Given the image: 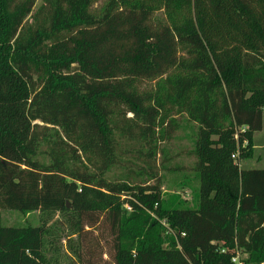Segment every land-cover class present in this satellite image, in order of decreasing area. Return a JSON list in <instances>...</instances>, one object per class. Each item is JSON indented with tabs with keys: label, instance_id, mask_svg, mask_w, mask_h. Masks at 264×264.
I'll return each instance as SVG.
<instances>
[{
	"label": "trees",
	"instance_id": "16d2710c",
	"mask_svg": "<svg viewBox=\"0 0 264 264\" xmlns=\"http://www.w3.org/2000/svg\"><path fill=\"white\" fill-rule=\"evenodd\" d=\"M98 1L0 0V264H60L58 237L81 264L102 221L115 264H264V169L239 166L264 127V0ZM176 117L197 126L191 205L108 180L123 143L155 162Z\"/></svg>",
	"mask_w": 264,
	"mask_h": 264
},
{
	"label": "rangeland",
	"instance_id": "374dc122",
	"mask_svg": "<svg viewBox=\"0 0 264 264\" xmlns=\"http://www.w3.org/2000/svg\"><path fill=\"white\" fill-rule=\"evenodd\" d=\"M106 0H99L94 8H101ZM41 2L38 1V6ZM154 82H144L142 88L150 89ZM180 125L179 130L168 142L159 143V152L156 161H147L138 151L141 146L138 144L123 143L118 150L120 163L107 172L106 177L113 182H129L133 185L155 186L159 185L163 193L168 191L180 193L182 198L191 205L192 195L187 188L183 191V184L190 178L192 185L195 182L193 168L196 159L191 155L194 148V136L197 126L187 122L185 117H176ZM254 149L249 160L240 162L242 170L264 169V127L260 133L255 135ZM156 175L155 179L150 176ZM185 192V193H184ZM187 194L189 196H187ZM1 217L5 226H39L43 221L40 212L23 214L13 210H2ZM62 227L58 229V233ZM63 230V229H62ZM59 235H63L60 232ZM83 257L81 264H115L113 251V236L108 223L101 222L97 227L86 229L82 237ZM52 253L48 257H58L60 264H68L67 243L61 237L53 239ZM246 260L247 255H242Z\"/></svg>",
	"mask_w": 264,
	"mask_h": 264
},
{
	"label": "built area",
	"instance_id": "2783aa9c",
	"mask_svg": "<svg viewBox=\"0 0 264 264\" xmlns=\"http://www.w3.org/2000/svg\"><path fill=\"white\" fill-rule=\"evenodd\" d=\"M127 209L130 210L129 207H127ZM220 252L222 254L225 253L224 250H221ZM242 255H244V254H241L240 252L236 253L231 259V264H244V262H245L244 260L245 259L243 258Z\"/></svg>",
	"mask_w": 264,
	"mask_h": 264
},
{
	"label": "water",
	"instance_id": "95a60500",
	"mask_svg": "<svg viewBox=\"0 0 264 264\" xmlns=\"http://www.w3.org/2000/svg\"><path fill=\"white\" fill-rule=\"evenodd\" d=\"M67 206H69V204L67 203Z\"/></svg>",
	"mask_w": 264,
	"mask_h": 264
}]
</instances>
